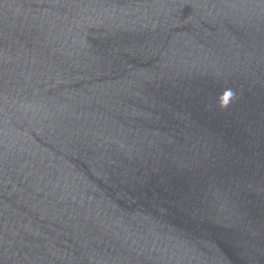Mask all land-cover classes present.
<instances>
[{"label": "water", "instance_id": "water-1", "mask_svg": "<svg viewBox=\"0 0 264 264\" xmlns=\"http://www.w3.org/2000/svg\"><path fill=\"white\" fill-rule=\"evenodd\" d=\"M0 264H264V0H0Z\"/></svg>", "mask_w": 264, "mask_h": 264}]
</instances>
